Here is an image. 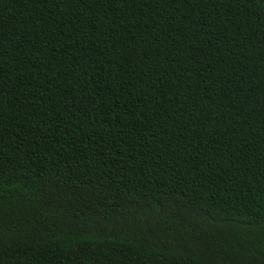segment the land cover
<instances>
[{
  "label": "trees",
  "instance_id": "16d2710c",
  "mask_svg": "<svg viewBox=\"0 0 264 264\" xmlns=\"http://www.w3.org/2000/svg\"><path fill=\"white\" fill-rule=\"evenodd\" d=\"M0 264H264V0H0Z\"/></svg>",
  "mask_w": 264,
  "mask_h": 264
}]
</instances>
